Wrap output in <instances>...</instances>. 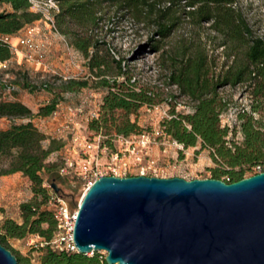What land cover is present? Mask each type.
Returning <instances> with one entry per match:
<instances>
[{"label": "rangeland", "instance_id": "rangeland-1", "mask_svg": "<svg viewBox=\"0 0 264 264\" xmlns=\"http://www.w3.org/2000/svg\"><path fill=\"white\" fill-rule=\"evenodd\" d=\"M56 7L33 3L30 10L41 13V17L32 24L38 28L34 39L41 44L45 53L42 64H35L22 58L21 52L26 49L17 46L18 54H13L6 68L0 67V79L15 84V90H8L0 85V99H12L16 97L25 103L33 113L38 108L49 102L57 100L56 113L45 117L34 116L32 121L50 138L61 143L58 150L49 154L47 162L61 163L65 147L71 142L72 137L84 135L92 137L95 131L89 128L92 118H100L103 114L101 104L107 88L100 82L103 78L111 81L116 78L117 82H126L130 76L137 89L148 86L155 92H160L158 99L162 100L149 107L143 105L136 111L126 113L123 110H115L113 116L120 119L128 118L136 124V131L126 135L117 134L113 127L101 129L102 140L110 143L113 148H121L126 166H117L115 173L119 177L146 175L156 177L178 176L185 179L211 178L212 169H227L223 164L216 163L210 156L211 150L201 148L198 142L195 146L184 147L182 144L166 134H156L162 131L160 122L169 116L172 105L176 112L188 113L192 110V101L187 96L180 94L175 85L167 82L166 76L169 65L178 61L183 52H192L197 46L205 49L215 57L216 71L220 64H227L233 60L227 58L224 49L218 44L221 36L211 31L208 23L197 26L182 13H177L180 18L170 35L160 39L155 34L153 17L148 14H137L131 9H120L115 2L102 0L96 10V22L89 24L85 19H67L61 28L55 23V13L58 12L59 3L55 1ZM156 9L171 7L181 12L177 7L176 0H154ZM183 1L180 2V5ZM236 7L242 12L252 30L256 34L264 36V6L261 0H238ZM1 11H10L9 4L0 3ZM140 10L147 12L142 6ZM157 10L155 13H158ZM51 18L56 30L50 26ZM24 29L18 31L10 38V44H16L19 37L24 35ZM212 36V40L209 38ZM153 39V40H152ZM87 46L88 56L76 47L75 43ZM158 45V49L154 46ZM237 62L243 61V50L238 49L234 53ZM120 67H119V63ZM123 72V73H122ZM66 77V78H64ZM73 78L75 80H87V85L74 90L63 91L61 82ZM43 80L49 81V86L42 89L40 84ZM36 86L37 88H31ZM168 94H172L171 99ZM219 94L229 101L227 110L220 115L221 126H229V138L239 143L242 140L240 132V121L238 113L245 111L251 113L254 120H261L264 124V101L258 100L251 95V88L246 84L235 86L226 85L219 89ZM256 105V111H251ZM25 120L16 119L19 123ZM10 120L0 117V128L4 129L10 125ZM140 132L150 134L151 142L144 148L136 146L137 139L134 135ZM133 141L129 151L126 141ZM101 158L100 161H104ZM9 158L0 159V168L8 166ZM119 165V163H118ZM243 165V177L260 172L264 163L251 166ZM235 169H238L236 167ZM43 185L53 190L50 184L55 182L59 188L58 193L69 203L71 208L78 203L85 192V186L78 180L60 176L56 171L43 174ZM222 178L228 179L227 175ZM31 183L27 177L20 172L9 173L0 176V224L5 218H11L21 222L19 204L32 197ZM36 234H27L23 238H8L7 244L23 258H27L31 264H39L41 251L33 245L39 238ZM91 255L92 253H88ZM105 256V252L100 251Z\"/></svg>", "mask_w": 264, "mask_h": 264}, {"label": "trees", "instance_id": "trees-1", "mask_svg": "<svg viewBox=\"0 0 264 264\" xmlns=\"http://www.w3.org/2000/svg\"><path fill=\"white\" fill-rule=\"evenodd\" d=\"M55 1L59 3L58 12L54 15L55 23L61 29L67 19L83 18L89 24H94L98 19L96 10L102 3V0ZM109 1L115 2L120 9L129 8L137 14L152 16L155 34L160 39L170 35L180 18L177 13H182L197 26L208 23L209 29L221 36L218 45L224 49L226 57H231L233 60L229 64L226 61L222 62L218 71L215 68V57L209 53L206 44L205 49L197 46L190 53L183 52L178 61H173L169 65L167 82L175 85L180 94L187 96L193 104L192 110L188 113L176 112L175 106L172 105L169 116L160 122L162 132L184 147L195 146L199 142L201 148L210 149L213 161L227 167L223 170L212 169L211 178L233 182L243 178V165L263 164L264 124L261 120H254L252 114L245 111L238 113L242 134V140L239 143L228 137L229 126H221L220 123V115L227 110L229 104L228 100L220 96V88L226 85L246 84L251 88V95L256 98L257 103L258 100L264 101V36L252 30L242 12L236 7L238 0H176L172 2L171 4L177 3L181 12L176 10L171 12V7L156 9L154 0ZM181 1H183L182 5H180ZM261 1L264 6V0ZM0 3L9 4L11 7L10 11H0V61H4L11 59L13 54L2 36L16 34L26 25L39 19L41 13L30 10V0H0ZM142 6L147 9V12L140 10ZM157 10L159 12L155 13ZM209 40H212V36ZM75 45L83 51L85 56H88L87 46L78 42ZM154 47L158 49L159 46ZM238 49H242L244 55L243 61L240 62L234 60V53ZM118 65L120 67V63ZM100 83L107 88V92L101 104L103 114L100 118H92L89 122V128L95 131L90 138L100 135L101 129L110 127H113L117 134L125 136L135 132L136 124L130 122L128 118L118 121V118L113 116L114 111L120 109L131 113L143 105L151 107L162 100V98L158 99L161 93L155 92L148 86L137 89L130 76L126 77L125 84L117 82L116 78L111 81L103 78ZM0 85L5 86V82L1 79ZM86 85L87 80L73 78L61 82L63 91ZM31 88L37 87L31 86ZM172 97V94H168V98L164 99ZM56 105L57 100L51 99L33 113L16 97L0 99V117H6L11 122L7 128H0V159L9 158L8 166L0 168V176L20 172L30 181L33 193L30 199L19 204L21 222L5 218L0 224V243L11 250L18 264L31 263L7 244L8 238L19 239L27 234L50 238L55 229V219L52 211L47 207L50 190L43 185V174H50L53 171L58 173V164L46 160L50 153L59 149L61 143L41 131L32 118L52 114L56 110ZM256 109L257 106L253 105L251 111ZM16 119L25 121L16 123ZM236 167L238 169H235ZM261 171H264V168ZM223 175H227L228 179L222 178ZM37 250L42 252L39 256V264H107L100 252L89 255L52 251L44 247H39Z\"/></svg>", "mask_w": 264, "mask_h": 264}, {"label": "water", "instance_id": "water-1", "mask_svg": "<svg viewBox=\"0 0 264 264\" xmlns=\"http://www.w3.org/2000/svg\"><path fill=\"white\" fill-rule=\"evenodd\" d=\"M73 239L107 264H264V171L233 182L101 176L78 203ZM0 264H18L1 243Z\"/></svg>", "mask_w": 264, "mask_h": 264}, {"label": "built area", "instance_id": "built-area-1", "mask_svg": "<svg viewBox=\"0 0 264 264\" xmlns=\"http://www.w3.org/2000/svg\"><path fill=\"white\" fill-rule=\"evenodd\" d=\"M33 3L48 5L50 8H57L55 0H30V4L32 5ZM49 20L51 28L56 30L54 21L51 18H49ZM23 29L25 33L22 37L18 38L16 44H10L11 36L9 35L2 36L3 41L9 44L12 54L21 52L18 50L17 46H22L26 49L25 52H21L22 58L35 62V64H42L45 58L43 46L34 39L35 34L38 32V28L33 24H29ZM9 61L10 59L0 61V67L6 68ZM2 81L5 82V87L8 90L16 89L15 84L8 83L5 80ZM48 84L49 81L43 80L40 86L44 89ZM55 113L56 110L53 114ZM162 133V131H156V134L161 135ZM134 138L137 139L136 146H141L142 148L146 147L151 142L150 134L146 132H140L134 135ZM126 142L128 143L124 151H129L130 148L134 151L135 148L132 146L133 141L127 140ZM124 154L125 152H123L121 148H113L111 144L102 140L100 135L89 138L84 135L75 134L71 142L65 147L64 155L58 166V174L65 178L80 181L85 186L86 191L93 182L101 176H117L115 173L116 167L120 165L126 166V161L123 160L122 157ZM101 158L105 160L100 161ZM47 207L52 211L55 219V229L50 238L37 236L39 240L34 242L33 245L36 247L48 248L52 251H63L66 253L77 252V247L73 239L77 209L71 208L70 203L54 190H50L49 192Z\"/></svg>", "mask_w": 264, "mask_h": 264}, {"label": "crops", "instance_id": "crops-1", "mask_svg": "<svg viewBox=\"0 0 264 264\" xmlns=\"http://www.w3.org/2000/svg\"><path fill=\"white\" fill-rule=\"evenodd\" d=\"M1 11V10H0Z\"/></svg>", "mask_w": 264, "mask_h": 264}]
</instances>
